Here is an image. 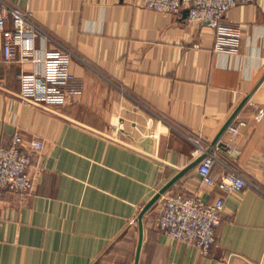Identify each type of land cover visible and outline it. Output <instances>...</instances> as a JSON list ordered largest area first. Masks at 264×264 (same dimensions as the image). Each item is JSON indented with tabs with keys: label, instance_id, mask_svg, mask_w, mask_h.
Segmentation results:
<instances>
[{
	"label": "crops",
	"instance_id": "1",
	"mask_svg": "<svg viewBox=\"0 0 264 264\" xmlns=\"http://www.w3.org/2000/svg\"><path fill=\"white\" fill-rule=\"evenodd\" d=\"M30 14L32 41L5 62L0 35V147L16 135L38 139L28 195H0V264H133L137 216L180 170L212 149V178L226 171L249 185L222 194L201 184L197 166L171 191L212 202L224 213L207 257L158 233L144 218L139 264H264V0L232 8L235 51H214L215 24L188 22L143 0H5ZM13 30L12 19L5 25ZM31 34H27V37ZM72 54L80 94L60 107L21 104L20 76L43 72L49 50Z\"/></svg>",
	"mask_w": 264,
	"mask_h": 264
},
{
	"label": "built area",
	"instance_id": "2",
	"mask_svg": "<svg viewBox=\"0 0 264 264\" xmlns=\"http://www.w3.org/2000/svg\"><path fill=\"white\" fill-rule=\"evenodd\" d=\"M255 0H143L145 8L164 13H178L188 9V22L215 24L214 51H235L241 30L226 23L227 13L234 7ZM30 14L11 7L0 0V35L3 37L5 62L14 60L20 44L32 41L35 29L29 30ZM11 18L13 30L6 31L5 25ZM27 34L31 36L27 37ZM72 54L64 49L49 50L43 57V72L24 73L20 76L18 98L25 107H60L81 92L74 86L75 78L70 71ZM230 141L238 134L237 128L229 126ZM43 143L33 139L26 143L16 135L12 144L0 147V195L8 189L15 194L28 195L33 189L32 178L27 169L34 152H41ZM206 150L201 149V156ZM214 156L209 153L198 165L197 174L201 184L217 188L223 195L243 191L249 182L239 173L228 170L218 180L212 178ZM206 202L198 196H187L169 190L157 204L152 228L176 242L194 245L201 256L207 257L216 243V229L224 213V197Z\"/></svg>",
	"mask_w": 264,
	"mask_h": 264
},
{
	"label": "water",
	"instance_id": "3",
	"mask_svg": "<svg viewBox=\"0 0 264 264\" xmlns=\"http://www.w3.org/2000/svg\"><path fill=\"white\" fill-rule=\"evenodd\" d=\"M185 13L188 16L189 10L185 9ZM249 96L244 98L242 102L237 106V108L234 110V112L231 114V116L228 118V120L225 122V124L222 126V128L219 130L218 134L214 138V140L211 143V146L206 149V151L196 158L193 162H191L188 166L180 170L173 178H171L152 198L149 202H147L141 211L139 212L137 216V229H138V240H137V246L135 251V257L133 264H139L140 258H141V251L143 246V239H144V218L146 214L153 209V207L157 204V202L160 200V198L165 195L172 187L183 177L185 176L189 171L194 169L209 153L212 152V149L216 146L223 147L224 144L220 142L222 136L227 131L228 127L231 125L241 108L244 106V104L247 102Z\"/></svg>",
	"mask_w": 264,
	"mask_h": 264
}]
</instances>
